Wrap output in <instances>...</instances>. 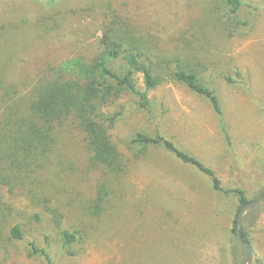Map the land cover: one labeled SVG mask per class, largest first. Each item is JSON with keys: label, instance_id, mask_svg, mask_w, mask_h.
Wrapping results in <instances>:
<instances>
[{"label": "rangeland", "instance_id": "rangeland-1", "mask_svg": "<svg viewBox=\"0 0 264 264\" xmlns=\"http://www.w3.org/2000/svg\"><path fill=\"white\" fill-rule=\"evenodd\" d=\"M227 1L0 0V73L6 83L28 91L63 60L94 57L112 4L161 51L199 64L219 97L230 138L207 99L170 79L149 93L152 115L134 96L114 100L103 113L118 115L109 137L123 167L108 177L113 193L104 213L95 216L90 206L104 179L90 164L84 134L67 123L50 165L39 174L42 197L0 192V264H48L32 242L54 264H231L230 233L239 207L231 190L241 188L249 200L264 194V0H242L240 18L251 25L233 36ZM136 81L143 89L141 74ZM138 133L163 136L195 156L215 172L223 190L163 147L138 153L132 144ZM259 206L260 217L245 224L252 264H264V202ZM16 224L25 226L22 240L10 237ZM64 230L78 233V240L64 246Z\"/></svg>", "mask_w": 264, "mask_h": 264}, {"label": "trees", "instance_id": "trees-1", "mask_svg": "<svg viewBox=\"0 0 264 264\" xmlns=\"http://www.w3.org/2000/svg\"><path fill=\"white\" fill-rule=\"evenodd\" d=\"M226 4L230 12V35L248 29L251 23L240 18L245 3L228 0ZM108 6L111 9H107L104 16L98 52L94 57L85 60L77 56L63 60L58 66L41 73L28 91L6 83L0 73V192L21 193L30 196L32 201L42 197L44 190L39 174L51 163L60 129L73 121L84 134L92 168L104 179L99 183L90 206L93 215H102L113 193L108 177L118 174L123 167L109 137V130L118 115H106L103 108L123 95H131L138 99V106L143 111L152 115L154 106L149 93L167 79L181 83L207 99L218 117L225 139L230 140L219 97L204 82L199 64L179 55L164 53L130 17L114 11L116 6L112 7V4ZM138 73L143 76V89L137 85ZM132 144L139 147L140 154L151 147L165 148L182 163L208 176L215 190H223L211 168L163 136L138 133ZM231 192L238 197L239 207L232 221L228 250L231 264H246L248 255L237 240L236 228L240 209L251 200L239 187ZM260 210V206L249 209L242 222V237L253 253L245 224L252 225L262 214ZM35 219L41 221L38 214ZM53 225L56 228L59 224L54 220ZM25 234V226L16 224L11 228L10 237L22 240ZM62 236L64 246L78 240L76 232L64 230ZM31 247L48 264H54L45 248H37L34 242Z\"/></svg>", "mask_w": 264, "mask_h": 264}, {"label": "water", "instance_id": "water-1", "mask_svg": "<svg viewBox=\"0 0 264 264\" xmlns=\"http://www.w3.org/2000/svg\"><path fill=\"white\" fill-rule=\"evenodd\" d=\"M264 202V195L259 197L258 199L255 200H251L249 203H247L246 205H244L238 214V219H237V228H236V232H237V240L238 242L242 245L243 249L246 251L247 255H248V262L247 264H252L253 262V252L250 249V247L248 246V244L245 242V240L242 237V221L244 219V216L246 214V212L249 209H252L254 207L259 206L260 204H262Z\"/></svg>", "mask_w": 264, "mask_h": 264}]
</instances>
